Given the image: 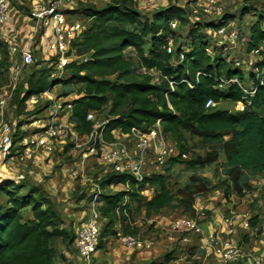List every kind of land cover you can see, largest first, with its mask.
<instances>
[{"label":"trees","instance_id":"trees-1","mask_svg":"<svg viewBox=\"0 0 264 264\" xmlns=\"http://www.w3.org/2000/svg\"><path fill=\"white\" fill-rule=\"evenodd\" d=\"M83 15L93 23H89L82 40L74 43L73 49L79 58L88 60L71 62L66 68L67 78L60 81L65 87H79L69 116V122L79 135H88L94 129V124L87 120L90 112L102 113L106 109L108 141H113L111 132L115 130L128 134L134 128L148 130L160 122L164 135L176 137L177 142H183L184 134H188L207 145L222 146L225 167L231 170L237 193L243 191V180L249 184L243 176L241 178L242 172L264 174V115H261L264 75L254 81L256 93L252 97L246 98L237 84L222 88L225 80L235 78L245 84V75L222 55L210 53L207 36L199 34V29L190 33L188 45L175 53L169 52L176 34L172 28L174 17L183 23L181 10L174 7L146 17L135 8L133 1L126 0L98 11L86 9ZM212 26L205 29L212 31ZM247 44L250 54L264 47V27L260 21L250 28ZM128 53H132L131 58L137 61L143 73L135 72ZM261 57L263 60L255 69L264 74V51ZM52 89L53 83L43 72L34 73L27 82L23 102ZM209 101L218 105L247 103L248 106L243 112L231 113L207 109ZM186 159V149L180 147L179 156L172 159L166 170L178 164L190 169L211 166L218 163L219 156L213 152L204 157L195 155L190 161ZM5 181L0 179V185ZM119 185L128 186V190L99 196L102 218L108 221L102 233L101 248L104 239L118 235L113 227L119 223L125 235L137 233L131 228L133 204H138L150 217L175 201L164 175H153L138 183L128 175L109 173L100 188L105 191ZM145 187L158 191L150 201L143 203L141 194ZM22 190L23 187L11 182L0 187V192L8 196V205H0V264H54L52 242L66 239L67 232L59 228L57 213L51 207L44 209L45 204L34 198L36 192L19 200L17 195ZM30 207L32 218L25 219L23 211ZM256 226L253 222L252 227ZM174 254L166 255L164 263L148 264H170Z\"/></svg>","mask_w":264,"mask_h":264},{"label":"rangeland","instance_id":"rangeland-1","mask_svg":"<svg viewBox=\"0 0 264 264\" xmlns=\"http://www.w3.org/2000/svg\"><path fill=\"white\" fill-rule=\"evenodd\" d=\"M55 1L57 0H10V24L5 28L6 34L13 42L16 37L22 38L25 45L24 42L32 36L34 29L31 21L33 11ZM60 1L64 3V11L71 14L74 19L86 22L84 10L98 11L110 5H120L126 0ZM129 1H133L135 8L146 17H152L157 11L173 7L181 10L183 23L175 17L172 22L173 30L176 32L173 35L174 53L177 49L188 45L191 42L190 33L199 29V34L207 36L210 53L222 55L232 62L233 68L244 73L246 81L242 86L245 89L251 91L255 85L254 81L263 77L264 74L255 69L263 58L261 56L256 58L250 54L247 43L250 28L254 23L260 21L264 27V0H220L218 6L222 8V12L210 10L207 0ZM228 17L230 18L227 19ZM211 25H213L212 31H207L205 28H210ZM223 26H228L233 32L239 33V40H225V37L218 36L217 32ZM9 48V44L0 34V99L11 91V85L17 78L15 95L5 108V117L13 128L16 149L21 153L28 149L33 154L31 159L25 162L6 165L0 162V167H4L1 168L2 176H5V178L0 176V179H6L0 187L10 182L17 187H23L17 195L19 200L30 192H36L34 198L45 204L44 209L51 207L57 213L59 228L67 232V237L52 242L51 248L55 252L54 264H97L100 259L94 258L88 262L81 258L76 247V237L83 225L82 212L88 211V206L93 203L96 191L106 175L105 166L98 162V157L94 154L84 158V153L89 154L90 144L87 140L74 142L70 133L53 141L52 153L42 151L37 145L38 139L50 124L63 126L67 131L66 126L71 124L66 118L67 114L70 116L66 107L78 98L79 87H65L62 82L51 78L54 68L49 60H45L47 57L43 58L45 54L39 56L36 53L35 66L22 67L21 75L16 77V68L21 66V58L12 56ZM131 55L132 53H128V58L134 63L135 72L143 73L144 71L138 69V63L131 58ZM40 72H43L53 83L51 94L54 101L42 100L39 104H26L23 99L27 92V82L34 73L40 74ZM112 80L115 81V78ZM55 105L60 109L56 110ZM245 106H248L247 103ZM217 109L229 110L231 113L246 110L242 104L235 105L231 102L218 106ZM107 113L108 110L105 109L96 115L98 124L107 121ZM261 115H264V111ZM170 139L178 151L180 147L186 149V161H190L195 155L204 157L213 152L218 154L219 161L217 164L196 169L178 164L165 170L164 177L175 201L161 213L147 217L144 209H140L138 204H133L130 218L133 228L137 231L135 236L139 237L140 243L143 244L142 248L152 247L153 243V247H161V250H157L158 258L145 264L164 263V257L173 252L174 260L170 264H264V174L255 171L242 172L241 178L243 176L246 182L250 180L252 182L247 184L243 180V191L240 195L237 192L234 195L233 175L230 174L231 170L225 167L226 159L222 146L207 145L198 138H190L188 134H184L183 142H177L176 137ZM226 140L229 141L230 137H226ZM121 189L112 186L103 191V194H117ZM157 191L145 187L141 201L143 203L150 201ZM0 205H8V196L4 192H0ZM23 215L25 219L32 218L31 207L24 210ZM185 217L196 220L203 234L196 236L178 233L175 225ZM230 218L235 219V223L225 224L226 219ZM253 222L257 223V229L252 231ZM244 223H249L250 229H243L241 224ZM106 225L107 221L103 225V231ZM121 225L119 223L113 227L119 232L111 239L115 241L118 239L117 242L121 245L136 249L121 243L120 236L125 235ZM228 230L234 233L229 235ZM164 234L177 235V241L160 245V242L168 240ZM211 238L216 239L218 247L225 241L234 242L241 257L234 262H226L222 255L217 253L218 251L208 256L207 253L212 248L208 243ZM247 250L251 253L243 257V253ZM249 255L254 257L251 263Z\"/></svg>","mask_w":264,"mask_h":264},{"label":"built area","instance_id":"built-area-1","mask_svg":"<svg viewBox=\"0 0 264 264\" xmlns=\"http://www.w3.org/2000/svg\"><path fill=\"white\" fill-rule=\"evenodd\" d=\"M136 1V0H134ZM210 10H218L222 12V8L218 6L220 0H207ZM64 3L62 1H55L49 5L36 9L33 11L31 21L33 22L34 29L29 43L25 45H17L13 42L9 35L6 34L5 28L10 24V12L11 2L10 0H0V34L3 36L5 42L9 44L10 53L12 56L21 58V66L16 68V77L21 75L22 67L35 66L36 53L39 56L44 53L47 57L46 60L51 62L54 68V72L50 77L55 78L58 81L67 78L66 68L71 62H86L87 57L79 58L76 51L73 49L74 43L82 40L83 33L88 27L90 20L86 22L82 20H76L74 17L64 11ZM173 28V27H172ZM175 28V26H174ZM218 36L225 37V40H239L240 34L237 32H230L228 26L221 27L218 32ZM173 41L169 45V52H173ZM264 51V47L260 50H256L251 54L258 58L261 56V52ZM157 75V74H156ZM17 78L11 85V91L6 93L3 98L0 99V162L3 165L7 163L25 162L31 159L32 151L26 149L24 153H21L16 149L14 144V131L10 123L7 122L5 117V108L8 103L13 99L15 90L17 88ZM239 85L247 96L252 97L255 95L256 90L253 88L251 91L245 89L237 78L231 81H224L223 87L230 85ZM42 100H52L53 96L51 90H46L39 96H33L26 104H39ZM245 107L244 103H241ZM218 104L213 101H209L207 109H215ZM56 110L60 107L55 105ZM69 113L73 110L72 103L66 107ZM100 113L90 112L87 120L94 124L93 131L85 136L79 135L74 125L66 126L67 131L63 126L57 127L56 124L48 125V128L38 139V147L48 153L53 151V141L58 138L68 135H72L74 142L80 140H87L90 144L89 154L84 153L83 157H88L92 154L98 157V162L105 166V174L117 173L124 174L134 178L138 183H142L145 178H150L152 175H164V171L170 166L172 159L179 156V151L170 137L164 135L160 126V122L157 123L151 129L142 130L134 128L128 134L122 133L121 130H115L111 132L113 141H108L105 137V131L109 120L102 124H98L95 117ZM66 118L69 120V114ZM23 178V177H22ZM21 178V180H22ZM128 187V186H126ZM103 193L100 186L98 187L92 203V213L89 220L82 225L77 233L76 247L79 255L82 259L90 262L95 258L102 242L103 224L101 220V213L99 211L102 203L99 201V196ZM235 219H226V223H235ZM243 229H249V223L241 224ZM175 229L178 233L183 235H202V228L196 220L185 217L180 220ZM236 232V230L234 229ZM232 230H228V234L234 233ZM186 241V239H184ZM122 244L132 248H142L143 244L140 243L139 237L135 235H123L120 236ZM208 243L212 247L207 253L211 256L213 252L221 254L226 262H234L241 257L240 251L235 248L234 242L225 241L221 246H217L215 238H211Z\"/></svg>","mask_w":264,"mask_h":264},{"label":"crops","instance_id":"crops-1","mask_svg":"<svg viewBox=\"0 0 264 264\" xmlns=\"http://www.w3.org/2000/svg\"><path fill=\"white\" fill-rule=\"evenodd\" d=\"M14 40H15V42H17L18 46L19 45L20 46L23 45V41L24 40H22V38L16 37ZM29 41H30V37H28V40L25 41L24 44L29 43ZM42 54H44V53H42ZM42 54H41V56H42ZM45 57L46 56L44 55L43 58L45 59ZM44 62H46V61H44ZM227 103H229V102H223V103L219 104L218 106H222V105L227 104ZM239 104H241V103H239ZM226 111H229V110H226ZM249 182L251 183L252 181L250 180ZM117 188H122L121 192H124V191L128 190V187H126L125 185H119V186H117ZM233 193L235 195L236 191L233 192ZM242 199H245V198H242ZM91 207H92V203L89 204L88 211L82 212V215H83L82 222H83V224H85L89 220V218L91 217V213H92V208ZM101 207H102V205L100 206V208ZM240 207H241V205H240ZM99 211H100V209H99ZM144 212H146V211H144ZM101 220H102V224L103 225H104V223L106 224L107 220L102 218V215H101ZM107 224H108V221H107ZM133 226L134 225L132 223L131 224V228L132 229H134ZM254 229H257V226L255 228H252L251 230L253 231ZM162 231H164V230H162ZM117 232H119V231H117ZM164 235H166L168 237V240H164V241L160 242V245H164L166 243L169 244L170 242L174 243V242L177 241V239H176L177 235H175V234H164ZM161 237H163V236H161ZM170 238H171V240H170ZM117 241H118V239H117ZM117 241L111 239V237H108V238L104 239L103 247L101 248V246H100V248H99V250H98V252H97V254L95 256L96 259H100V262L97 261V264H101V263H103V264H145L146 262H148L150 260L158 258L159 252L157 250H161L160 249L161 247L160 248L153 247L154 243L152 244V247H148L147 248L145 246L144 248L130 249V248H127V247L121 245ZM105 252H106V256H105ZM248 253H251V252L248 251V250L245 251L243 253V257H246V255ZM249 257L251 258L250 259V263L252 261H254L253 255H249ZM243 264H247V263H243Z\"/></svg>","mask_w":264,"mask_h":264},{"label":"bare ground","instance_id":"bare-ground-1","mask_svg":"<svg viewBox=\"0 0 264 264\" xmlns=\"http://www.w3.org/2000/svg\"><path fill=\"white\" fill-rule=\"evenodd\" d=\"M1 168H4V167H0V176L5 178L4 175L2 176L3 171H1Z\"/></svg>","mask_w":264,"mask_h":264}]
</instances>
